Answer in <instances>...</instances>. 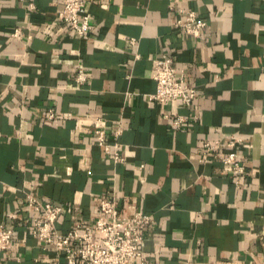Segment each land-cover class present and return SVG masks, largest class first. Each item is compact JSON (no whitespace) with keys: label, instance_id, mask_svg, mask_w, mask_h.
<instances>
[{"label":"crops","instance_id":"0c3cea01","mask_svg":"<svg viewBox=\"0 0 264 264\" xmlns=\"http://www.w3.org/2000/svg\"><path fill=\"white\" fill-rule=\"evenodd\" d=\"M62 4L0 0V225L14 229L0 261L66 264L27 228L31 194L62 207L61 234L92 233L104 197L124 218L148 215L143 264H264V0H85L83 38ZM179 10L206 23L200 37L175 27ZM162 54L195 89L188 108L148 100ZM94 118L122 163L95 145ZM229 137L242 140L239 188L211 155L199 161L203 143Z\"/></svg>","mask_w":264,"mask_h":264},{"label":"built area","instance_id":"2783aa9c","mask_svg":"<svg viewBox=\"0 0 264 264\" xmlns=\"http://www.w3.org/2000/svg\"><path fill=\"white\" fill-rule=\"evenodd\" d=\"M169 1L171 3L174 0ZM29 9L34 10V6L29 5ZM179 15V19L175 21V27L183 34L194 38L200 37L206 23L190 10H179ZM58 19L67 24L80 38L85 37L91 30L90 15L85 10V0H63ZM17 35L16 32L15 36ZM153 66L151 77L155 82V91L148 95V100L160 106L179 102L183 107L188 108L195 98L196 92L193 87L185 83L184 73L178 72L173 67L172 58L162 54L153 60ZM87 79L85 71L80 68L75 77L76 83L83 84ZM47 117L51 120L54 118V114L50 111ZM183 122V118L177 116L172 125L179 127ZM87 124L93 128L95 145L111 154L114 163H122L120 145L117 142L111 145L106 143L105 121L101 118H94ZM76 125L79 126L80 121ZM118 135L119 131L115 133V138ZM241 143L242 140L235 137H229L222 144L218 141L205 142L201 146L199 161L204 163L211 155L222 165L223 171L234 179V186L239 188L238 177L246 172L245 167L238 160V148ZM23 210L35 214L25 220L32 236L42 243L44 250L63 254L66 264H143L145 262L140 250L141 231L150 222V217L138 212L128 218L120 216L112 197H104L99 201L98 216L93 223L92 233L81 231L79 224L67 234L57 232L55 224L62 214V207L42 201L34 195L25 196ZM70 211L71 209L67 210V212ZM8 219L11 222L21 220L19 211L10 213ZM13 234L12 227L0 225V254L10 247ZM0 264L3 263L0 261Z\"/></svg>","mask_w":264,"mask_h":264}]
</instances>
